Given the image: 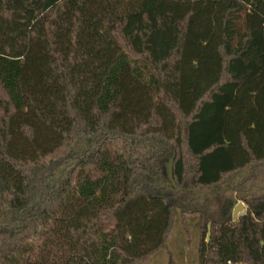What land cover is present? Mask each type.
<instances>
[{"label":"trees","instance_id":"16d2710c","mask_svg":"<svg viewBox=\"0 0 264 264\" xmlns=\"http://www.w3.org/2000/svg\"><path fill=\"white\" fill-rule=\"evenodd\" d=\"M187 207L264 264V0H0V264H139Z\"/></svg>","mask_w":264,"mask_h":264},{"label":"rangeland","instance_id":"374dc122","mask_svg":"<svg viewBox=\"0 0 264 264\" xmlns=\"http://www.w3.org/2000/svg\"><path fill=\"white\" fill-rule=\"evenodd\" d=\"M171 154L169 153V155ZM169 158L170 156L166 158L167 161ZM232 199L235 198L223 196L221 198H214L209 202H202L203 208L200 210H204L217 221H224L228 210L231 208ZM246 210L247 206L245 204V211L241 212L239 217L244 215ZM200 217L199 212L191 207H187L185 212L175 209L174 223L166 248L148 261L139 264H197V251L200 239L198 221ZM208 241L209 238L207 236L206 242Z\"/></svg>","mask_w":264,"mask_h":264},{"label":"water","instance_id":"95a60500","mask_svg":"<svg viewBox=\"0 0 264 264\" xmlns=\"http://www.w3.org/2000/svg\"><path fill=\"white\" fill-rule=\"evenodd\" d=\"M176 158V152L173 151L169 160L165 162V175L167 180L174 186L177 187L175 179H174V162ZM245 211V204L236 199H232V206L230 210V214H232V219L236 221L241 212Z\"/></svg>","mask_w":264,"mask_h":264},{"label":"flooded vegetation","instance_id":"af4514ba","mask_svg":"<svg viewBox=\"0 0 264 264\" xmlns=\"http://www.w3.org/2000/svg\"><path fill=\"white\" fill-rule=\"evenodd\" d=\"M231 206H232V203H231ZM230 210H231V208L228 210V214L226 215V217H231V214H230Z\"/></svg>","mask_w":264,"mask_h":264}]
</instances>
